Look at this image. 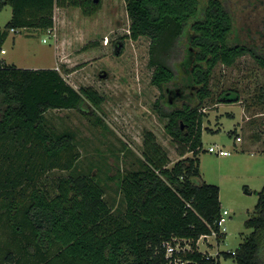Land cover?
I'll use <instances>...</instances> for the list:
<instances>
[{
    "label": "trees",
    "instance_id": "trees-1",
    "mask_svg": "<svg viewBox=\"0 0 264 264\" xmlns=\"http://www.w3.org/2000/svg\"><path fill=\"white\" fill-rule=\"evenodd\" d=\"M6 4L11 17L0 31V47L6 28L52 27L56 7L77 6L86 16L97 8L94 0H0V8ZM125 6L128 36L150 39V82L159 89L152 106L166 118L164 128L180 158L168 166L166 153L147 131L142 166L120 180L125 208L118 214L87 174L57 176L51 194L37 185L42 175L55 167L72 168L79 152L69 132L47 127L43 112L96 106L103 96L91 87L74 88L54 67H17L0 58V208L10 212L28 200L23 212L33 235L28 247L40 251L32 264H173L175 257L183 264H220L219 255L206 257L197 247L201 235L218 229L221 212L219 186L198 179L201 107L218 62L230 65L250 54L264 67V45L239 39L225 0H125ZM237 95L225 90L218 101H235ZM188 151L192 156L185 155ZM257 193L253 214L245 220L250 233L235 250L222 251L237 264H264V183ZM178 240L189 248L167 257L165 244ZM6 260L9 264L14 254Z\"/></svg>",
    "mask_w": 264,
    "mask_h": 264
},
{
    "label": "rangeland",
    "instance_id": "rangeland-1",
    "mask_svg": "<svg viewBox=\"0 0 264 264\" xmlns=\"http://www.w3.org/2000/svg\"><path fill=\"white\" fill-rule=\"evenodd\" d=\"M95 3L97 8L89 16L77 6L56 7L51 32L35 27L6 28L0 58L17 67L58 65L57 70L74 88L91 87L102 94L103 99L96 106L48 108L43 112L52 132L72 135L79 156L72 168L45 171L37 185L54 194L57 176L90 175L102 187L103 198L111 210L118 214L125 208L120 180L128 171L142 166L147 131L166 153L168 166L180 155L164 128L166 118L160 117L152 106L159 89L150 82L153 67L147 64L149 37L128 36L130 18L125 0ZM225 3L239 39L263 46L264 0ZM10 17L11 6L6 4L0 8V31ZM118 40L123 42L119 54L115 53ZM209 87L210 95L201 107L205 115L202 145L197 153L198 179L219 186L221 209L228 214L225 236L216 240L211 235L210 243L200 238L199 246L207 252L220 251V264H237L222 251L235 250L250 233L245 220L253 214L257 192L264 183V67L250 54L241 55L230 65L218 62ZM225 90L235 91L239 99L218 101ZM233 128L236 134L231 132ZM215 144L229 150V154L208 150L209 145ZM17 203V209L10 212L0 208V262L8 264L6 256L12 252L14 260L9 264H32L39 259L40 251L36 246L33 250L28 247L33 244L32 231L23 214L28 200ZM262 246L264 259V242ZM55 249L56 245L52 246L48 254Z\"/></svg>",
    "mask_w": 264,
    "mask_h": 264
},
{
    "label": "built area",
    "instance_id": "built-area-1",
    "mask_svg": "<svg viewBox=\"0 0 264 264\" xmlns=\"http://www.w3.org/2000/svg\"><path fill=\"white\" fill-rule=\"evenodd\" d=\"M51 28H47L49 32H51ZM11 30H15L14 28H11ZM53 35H55V32L52 33ZM43 41H46V38H42ZM54 68L56 69H59L58 65H56ZM208 150L210 151H214L218 154H223V155H227L229 154V150L225 149V148H222V146L218 145V144H215V145H209L208 146ZM228 214V211L226 209H221V212H220V216L219 218L217 219V226H218V229L217 230H213L210 234H204V235H201L198 240H197V247L199 250H201L204 254H206V257H209V256H215V255H219L220 251H216L214 253L212 252H207V250H203L200 248L199 246V239L200 240H204L205 238V242H209L210 241L208 240L209 236L213 235L215 238H217L216 236H222L223 233H225V225H224V222L226 220V215ZM182 241H185L184 239ZM185 248H189V245L185 242L184 245H181L180 243V240L176 241L174 244H172L171 242H167L165 244V252H166V256L167 257H171L172 254L176 251H179L180 249H185ZM219 261H220V257H219ZM170 262H172L173 264H183L184 263V260H181L180 258L178 257H175L174 259H170Z\"/></svg>",
    "mask_w": 264,
    "mask_h": 264
},
{
    "label": "flooded vegetation",
    "instance_id": "flooded-vegetation-1",
    "mask_svg": "<svg viewBox=\"0 0 264 264\" xmlns=\"http://www.w3.org/2000/svg\"><path fill=\"white\" fill-rule=\"evenodd\" d=\"M94 1H97V0H94ZM123 40V39H122ZM122 40H118L116 43H115V46H116V49H115V53L119 54L120 53V47L123 45V42ZM102 73H100L99 75H101ZM88 104V103H86ZM85 104V105H86Z\"/></svg>",
    "mask_w": 264,
    "mask_h": 264
},
{
    "label": "crops",
    "instance_id": "crops-1",
    "mask_svg": "<svg viewBox=\"0 0 264 264\" xmlns=\"http://www.w3.org/2000/svg\"><path fill=\"white\" fill-rule=\"evenodd\" d=\"M11 29V28H10ZM51 67H54V65H52ZM35 68H38V67H35ZM230 115L232 114V113H229ZM234 130V132H235V134L237 133V130H236V128H233V129H231V132ZM237 136H238V138H239V140H241L242 138H241V136L239 135V134H237Z\"/></svg>",
    "mask_w": 264,
    "mask_h": 264
},
{
    "label": "water",
    "instance_id": "water-1",
    "mask_svg": "<svg viewBox=\"0 0 264 264\" xmlns=\"http://www.w3.org/2000/svg\"><path fill=\"white\" fill-rule=\"evenodd\" d=\"M105 73H102L101 75H104Z\"/></svg>",
    "mask_w": 264,
    "mask_h": 264
}]
</instances>
